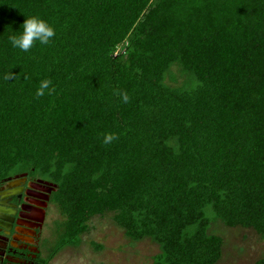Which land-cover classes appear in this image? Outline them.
I'll return each mask as SVG.
<instances>
[{
	"label": "trees",
	"instance_id": "1",
	"mask_svg": "<svg viewBox=\"0 0 264 264\" xmlns=\"http://www.w3.org/2000/svg\"><path fill=\"white\" fill-rule=\"evenodd\" d=\"M33 15L56 35L23 52ZM22 173L57 185L39 264L108 215L153 264H219L217 219L264 240V0H0V185Z\"/></svg>",
	"mask_w": 264,
	"mask_h": 264
},
{
	"label": "flooded vegetation",
	"instance_id": "2",
	"mask_svg": "<svg viewBox=\"0 0 264 264\" xmlns=\"http://www.w3.org/2000/svg\"><path fill=\"white\" fill-rule=\"evenodd\" d=\"M54 183L28 173L0 185V264H39L46 258L58 223Z\"/></svg>",
	"mask_w": 264,
	"mask_h": 264
},
{
	"label": "rangeland",
	"instance_id": "3",
	"mask_svg": "<svg viewBox=\"0 0 264 264\" xmlns=\"http://www.w3.org/2000/svg\"><path fill=\"white\" fill-rule=\"evenodd\" d=\"M53 218L57 222L63 220L57 208ZM210 232L223 239L219 264H253L264 258V240L251 228L228 227L217 219L212 221ZM56 239L50 243L51 247L56 246ZM93 243L102 249H96ZM158 252V245L150 240H129L108 215L93 218L83 243L79 247H64L50 264H153Z\"/></svg>",
	"mask_w": 264,
	"mask_h": 264
},
{
	"label": "clouds",
	"instance_id": "4",
	"mask_svg": "<svg viewBox=\"0 0 264 264\" xmlns=\"http://www.w3.org/2000/svg\"><path fill=\"white\" fill-rule=\"evenodd\" d=\"M24 23L21 25L20 31H15L16 34H13L9 37L11 45L14 48H18L23 52H29L34 45L38 42L40 45H48L56 35L55 28L51 26L47 21L38 16H26ZM14 76V73L6 74L4 79L10 80ZM52 81L50 79L42 80L39 84V87L36 90V97H43L46 93L52 95L55 93V86H51ZM51 86V87H50ZM115 95L120 96L124 103H128L130 97L127 92H121L116 90ZM118 137L113 133L104 134L103 142L104 144H111Z\"/></svg>",
	"mask_w": 264,
	"mask_h": 264
},
{
	"label": "water",
	"instance_id": "5",
	"mask_svg": "<svg viewBox=\"0 0 264 264\" xmlns=\"http://www.w3.org/2000/svg\"><path fill=\"white\" fill-rule=\"evenodd\" d=\"M57 187V185H55V188Z\"/></svg>",
	"mask_w": 264,
	"mask_h": 264
}]
</instances>
